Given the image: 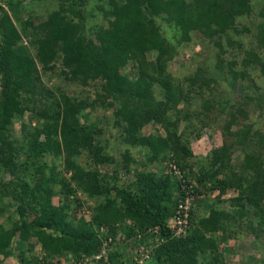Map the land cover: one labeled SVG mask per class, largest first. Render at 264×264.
Here are the masks:
<instances>
[{
  "label": "trees",
  "instance_id": "obj_1",
  "mask_svg": "<svg viewBox=\"0 0 264 264\" xmlns=\"http://www.w3.org/2000/svg\"><path fill=\"white\" fill-rule=\"evenodd\" d=\"M250 2L2 0L0 168L11 171L15 178L14 185L20 189L13 194L19 201L18 215L21 220L18 228L22 240L26 242L29 237L36 238L44 260L55 256L60 259L74 256L75 263L79 264H116L118 259L127 260L123 255L118 256L116 249L109 253L115 246L120 225L124 229L126 245L131 242L135 228L139 231L147 227L160 228L161 235L169 241L155 252L153 260L156 264H197L198 260L202 264H223V253L219 252V246L234 239L235 234L245 232L241 228L245 217L249 230L264 225V149L260 142L261 134L255 130L249 135L248 130L240 129L232 133L230 127L234 126L237 116L244 117L245 113H231L232 117L225 123V131L239 142L247 140L250 145L241 167L232 168L225 148L215 151L210 161L207 159L200 166L201 173L193 171L194 165L185 164L192 153L184 144L183 135L176 131L177 106L185 99L182 84L187 82L192 89H204L211 81L201 77L204 73L202 69H199L198 77L194 75L183 82L166 71L172 58V47L166 44L153 21L154 17L165 15L169 22L179 27L185 39H189L192 32L201 31V25L214 26V33L222 35L237 26L238 18L250 13ZM27 3L31 4L28 8H35L43 15L47 13L45 20L34 23L32 19L23 17ZM10 13L14 14L16 22L22 24V31L28 27L33 29L32 34L26 37L36 50V61L45 70L52 69L53 66L49 68L52 60L61 57V63L71 80L99 82L102 94L97 95L96 104L103 102L111 107L118 102L120 107L115 110V117L124 123V134L133 143L147 148L150 152L148 162L161 161L167 173L145 177L142 189L136 192L101 184L98 174L94 170L87 171L78 161L82 153L89 150L93 153L91 133L79 122L85 101L77 102L65 95H60L59 100L49 107L51 109L46 107L36 114L42 121L37 136H43L44 141H37L39 137L32 141L33 179L30 180L29 175L23 176L26 170L22 165L9 163L15 149L4 130L12 116L22 115L25 111L17 99L19 91L34 88L38 74L29 51L17 44L21 34ZM260 16L262 21L255 26L256 36L259 42L264 43V5ZM100 17L102 23L92 27L87 25L90 20ZM94 27L98 28L94 31V39H91L87 35ZM256 56L250 53L245 61L250 62ZM155 88L160 89V100L154 97ZM204 107L209 111L211 105ZM171 112L175 113V119L168 117ZM150 122L158 125L163 135L158 132L156 135L139 136L140 128ZM45 157L59 159L61 163L54 160L48 167V163L41 161ZM92 159L98 164L100 157L93 153ZM60 165L61 170L56 171ZM175 169L181 175L175 174ZM185 181L187 187L190 186L193 200L198 202L196 209L201 207L203 212L198 221L190 224L184 238L175 239L171 236L168 221L179 199L186 197L181 188ZM112 190L116 191L111 197ZM231 190L239 195L224 199ZM216 191V195H213ZM77 193L99 202L91 208L90 221L80 216L79 224L74 225L71 215L82 207ZM55 195L62 198L60 205L52 204ZM31 199L38 200V203L34 202L38 208L30 206ZM28 209L35 215L32 223H27L22 217ZM3 210L0 207V215ZM252 220H256L257 224L253 225ZM96 227L100 228L99 232L94 231ZM14 235L15 230L0 228V256L3 259L14 256ZM131 246L134 247V243L131 242ZM32 250L33 245L29 244L27 251L22 249L19 252L21 263L43 264L41 258L32 254ZM96 257L99 260H95ZM3 259H0V264Z\"/></svg>",
  "mask_w": 264,
  "mask_h": 264
},
{
  "label": "rangeland",
  "instance_id": "obj_2",
  "mask_svg": "<svg viewBox=\"0 0 264 264\" xmlns=\"http://www.w3.org/2000/svg\"><path fill=\"white\" fill-rule=\"evenodd\" d=\"M30 5L29 3L24 5L26 11L23 17L32 19L34 23L44 21L47 13L43 15L39 10L35 11V8H28L31 7ZM250 5V13L238 18L237 26L234 29H228L222 35L214 33L216 30L214 26L201 25V31L192 32L190 38L185 39V35L179 27L173 22H169L165 15H158L153 19L155 27L159 30L166 44L170 48L172 47V58L166 71L176 80L183 82L188 77L197 76L199 69H202L204 73L201 74V77L211 81L208 88L204 89H192L189 83L183 82L185 99L177 106L179 113L176 131L183 135V142L192 153V157L185 164L194 165L193 171L196 173H201L200 166H203L207 159L210 161L212 154L222 148L227 149V158L230 160L229 163L232 168H239L244 163L250 151L249 143L247 140L239 142L235 136L227 134L224 128L225 123L232 117L230 116L231 113H245L244 117L237 116L234 126L230 127L232 133L240 129L241 131L248 130L249 135H251L257 130L261 134L260 142L264 149V72H262L264 70V68L262 69L264 43L257 40L255 29V26L262 21L260 13L264 0H251ZM10 16L15 27L18 28L19 34H21L17 44L26 47L29 51L38 74L34 81V88L28 91L25 89L19 91L17 99L25 111L22 115L15 113L16 115L10 118L4 130L8 141L15 149V152L12 153L13 158L11 157L9 163L22 165L23 169L26 170L23 176L29 175L30 180L33 179L32 173L34 171L31 158L34 153L32 141L38 137L37 141H44L43 136H37L41 130L42 121L36 117V114L43 108L51 109L49 108L51 104L58 101L60 95H65L77 102L85 101V108L79 114V122L81 126L87 127L91 133L93 153H96L100 160L98 164L94 163L93 153L89 150L82 153L78 157V161L87 171L94 170V173L98 174L101 184L109 188L115 186L120 190L127 189L136 192L142 189L145 177L167 173L168 170L164 168L161 161L148 162L150 152L147 148L133 143L124 134L122 129L124 123L115 117V110L120 107L118 102H115L111 107L103 102H98L100 105L96 104L97 95L102 94L101 89H99V82L89 80L83 83L82 80H71L67 69L61 63V57L52 60L49 65V68L53 66L52 69L45 70L36 61V50L30 46L26 37L32 34L33 29L28 27L22 31V24L15 21L14 14L10 13ZM90 21L87 22L90 27L103 22L101 17ZM96 28L98 27L91 29L87 35L89 38L94 39ZM34 33L36 34L35 31ZM250 53H255L257 58L246 62L245 57ZM159 93L160 89L155 88L153 94L157 100L161 99ZM206 104L211 105L209 111L205 110L204 105L206 106ZM168 117L176 118L174 112L168 114ZM158 132L163 135L160 127L154 122H150L140 128L138 135H156ZM1 157L8 156L2 155ZM54 160L61 163L59 159L52 157L41 159L42 162L48 163V167ZM60 166L56 168V171L61 170L62 166ZM66 176L69 177L70 175ZM30 180L27 181L31 185L32 181ZM14 182L15 178L11 171L8 172V170L0 168V207L4 208L0 215V228L8 231L15 230L13 238L14 256L4 259L0 257V259H3V262L9 261L10 264H23L20 261L19 252L22 249L27 251V246L30 244L33 245L32 254L39 259L41 258L43 264L51 262L52 264H77L74 263L76 262L74 256H67L68 259H60L55 256L53 260L51 258L46 261L41 245L36 238L29 237L26 242L22 240L21 230L18 228L20 227L18 223L21 220L20 215H18L19 201L13 194V192H19L20 189L14 185ZM115 191L112 190L111 197ZM216 193L217 191L213 195ZM236 195L239 193L231 190L225 194L224 199ZM76 197L80 199L82 207L74 212V215H71V221L74 225L79 224L80 216L84 217L86 221H90L91 208L99 202L98 200L86 199L81 193H77ZM60 199L62 200L60 196L55 195L52 198V204L60 205ZM34 202L38 203V200L31 199L30 206L38 208V204ZM200 208H197L193 214L194 221H198L202 215L203 211ZM22 217L27 223H32L35 215L28 209ZM246 221L247 218L245 217L241 227L245 232L237 233L238 237L234 233V239L219 246V252L223 253V264H264V225L249 230ZM252 222L253 225L257 224L256 220H252ZM262 222H264V217ZM99 230L100 228L96 227L94 231L99 232ZM219 235H222V232H219ZM140 244L149 251L148 259H144L141 264H156L153 260L154 254L157 249L166 244V241L162 242L159 235L155 237L146 236L140 241ZM112 249L114 252L116 249L118 256L122 255L121 252L129 255L137 250L129 245L123 246V243L116 241ZM118 260L116 264L122 263L121 259ZM198 263L200 264L201 261L198 260ZM91 264L98 263L92 262ZM137 264L139 263L137 262Z\"/></svg>",
  "mask_w": 264,
  "mask_h": 264
},
{
  "label": "built area",
  "instance_id": "obj_3",
  "mask_svg": "<svg viewBox=\"0 0 264 264\" xmlns=\"http://www.w3.org/2000/svg\"><path fill=\"white\" fill-rule=\"evenodd\" d=\"M174 172L177 175H181L178 169H175ZM181 188L183 192H185L186 197L184 198V200L179 199V202L176 205V208L174 210V215L168 223V227L171 231V236L172 238H175V239H180V238L185 237L188 231L190 230V224H191L190 212H191V206H192V201H193V197L191 195L192 192H191L190 186L187 187L186 181L185 183L184 182L182 183ZM126 225H128V222ZM101 231H103V229H101ZM118 231L119 232L116 236V241L119 243L123 242V246H127L126 241H125V236H124V229L121 228L120 225H119ZM134 233L135 234L133 235L131 242L134 243L135 245L134 247L133 246L132 247L136 248L137 250L134 253H130L129 255H126L123 252H121V254L125 256L128 261L124 260L120 264H136L137 262L141 264L144 261V259H148L149 251L145 250L144 246L140 244V241L146 236L155 237L156 235H159V239L162 242L168 240V238L164 235L161 237L160 228L158 227H147L143 231H139L137 228H135ZM131 242H129L128 244L129 246H131ZM112 252H114V249L109 250L110 254ZM138 256H141L143 258L140 259ZM125 257L123 259H125ZM54 258H52V260ZM95 260H99V257H96Z\"/></svg>",
  "mask_w": 264,
  "mask_h": 264
},
{
  "label": "clouds",
  "instance_id": "obj_4",
  "mask_svg": "<svg viewBox=\"0 0 264 264\" xmlns=\"http://www.w3.org/2000/svg\"><path fill=\"white\" fill-rule=\"evenodd\" d=\"M198 202L195 200L192 201V206H191V212H190V219H191V223L193 224L194 220H193V212H196V206H197ZM177 205V204H176ZM176 208V207H175ZM174 215V214H173ZM173 217V216H172ZM172 217L169 219V221L172 219ZM168 221V223H169ZM119 231L116 232V235L118 234ZM184 238V237H183ZM181 239V238H180ZM169 241V239L166 241V243ZM1 257V256H0Z\"/></svg>",
  "mask_w": 264,
  "mask_h": 264
},
{
  "label": "crops",
  "instance_id": "obj_5",
  "mask_svg": "<svg viewBox=\"0 0 264 264\" xmlns=\"http://www.w3.org/2000/svg\"><path fill=\"white\" fill-rule=\"evenodd\" d=\"M2 264H10V262H9V261H7V262H2Z\"/></svg>",
  "mask_w": 264,
  "mask_h": 264
}]
</instances>
